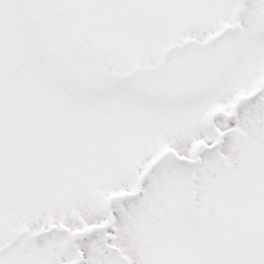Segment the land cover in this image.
Segmentation results:
<instances>
[{"label":"snow or ice","instance_id":"snow-or-ice-1","mask_svg":"<svg viewBox=\"0 0 264 264\" xmlns=\"http://www.w3.org/2000/svg\"><path fill=\"white\" fill-rule=\"evenodd\" d=\"M0 264H264V0H0Z\"/></svg>","mask_w":264,"mask_h":264}]
</instances>
